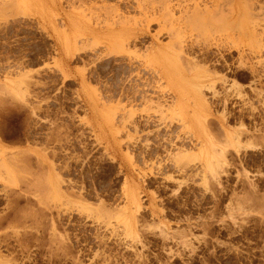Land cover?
Returning a JSON list of instances; mask_svg holds the SVG:
<instances>
[{
    "label": "rangeland",
    "instance_id": "obj_1",
    "mask_svg": "<svg viewBox=\"0 0 264 264\" xmlns=\"http://www.w3.org/2000/svg\"><path fill=\"white\" fill-rule=\"evenodd\" d=\"M193 1L0 0V264H264V0Z\"/></svg>",
    "mask_w": 264,
    "mask_h": 264
},
{
    "label": "bare ground",
    "instance_id": "obj_2",
    "mask_svg": "<svg viewBox=\"0 0 264 264\" xmlns=\"http://www.w3.org/2000/svg\"><path fill=\"white\" fill-rule=\"evenodd\" d=\"M79 1H80V0H79ZM145 1H146V0H145ZM162 1H163V2H161V3H164V4H165V2H166L167 0H166L165 2H164V0H162ZM192 1H193V0H192ZM215 1H216V0H215ZM224 1H225V0H224ZM230 1H231V0H230ZM193 2H194V1H193ZM3 3H4V2H3ZM170 3H171V2H170ZM229 3H230V2H229ZM261 3H262V2H261ZM171 4H172V3H171ZM221 4H222V3H221ZM221 4H220V5H221ZM218 5H219V4H218ZM218 5H215V3H212V5H211L210 7H213V10H210V9H208V6H206V4H205V6H203V7H206L205 9H204L203 7H200V8H203V11H202V12H199V11H200V9H199V6H200V5L198 6V4H197V7H196V6H193V7H194V10H195V11H198V12H199V14H200L199 17H201L202 19L204 18V19L207 20V18H208V20H209V19L211 20V19H213V18L215 17V14H216V12H217L218 10H219L218 12H220V13H221V11H222V8H221L220 6H218ZM161 6H162V9L164 10V12L167 10L166 12H167L168 14H170V12L172 11V10H171L172 7L169 5V2L166 3V4L164 5L165 7L163 6V4H162ZM172 6H173V5H172ZM181 6H182V5H181V2H180V3H177V7H178V8L182 9L183 7H181ZM201 6H202V5H201ZM163 7L166 8V9H164ZM174 7H175V6H174ZM188 7H189V6H188ZM188 7H186L185 9L187 10ZM195 7L198 8V10H197ZM219 7H220V9H219ZM230 7H231V4H230ZM258 7H259V6H258ZM261 7H262V6H260V8H261ZM178 8H177V9H178ZM162 9H161V10H162ZM180 9H179V10H180ZM188 9H189V8H188ZM250 9H251V8H250ZM263 9H264V8H263ZM150 10H151V9H150ZM161 10H160V11H161ZM163 10H162V11H163ZM183 10H184V8L182 9V11H183ZM214 10H215V11H214ZM226 10H227V9H226ZM228 10H229V9H228ZM213 11H214V12H213ZM256 11H257V10H256ZM166 12H165V13H166ZM184 12H185V10H184ZM222 12H223V11H222ZM225 12H226V11H225ZM237 12H238V10L236 9V7L231 8L230 11H229V13H231V17H232L233 15L236 17L235 14H236ZM167 13H166L165 15H168ZM193 13H195V14H196V17H197V14H198V13H197V12H193ZM193 13H192V14L189 13L190 15L187 14V15L189 16V18H187V20H190V17H192V16H194V17H193L194 20L196 19V18H195V14H193ZM214 13H215V14H214ZM220 13H218V14L221 16ZM250 13H251V12H250ZM180 14H182V13H180ZM222 14H223V13H222ZM227 14H228V12H227ZM251 14H252V13H251ZM165 15H164V16H165ZM171 15H172V16H171ZM171 15H170L171 17H170L169 15H168V16H169V18L172 19V17H174V16H173L172 13H171ZM185 15H186V14H185ZM212 15H213V17H212ZM253 15H254V14H253ZM181 16H182V15H181ZM227 16H228V15H227ZM186 17H187V16H186ZM222 17H223V16H222ZM118 18H119V17H118ZM164 18H166V17H164ZM167 18H168V17H167ZM169 18L167 19V20H168L167 22L172 21V22L174 23V22L177 21V20H176V21H173V20H175L176 18H175V19H172V20L169 19ZM178 18H179V16H178ZM181 18H182V17H181ZM183 18H185V16H184ZM257 18H258V17H257ZM259 18H260V17H259ZM185 19H186V18H185ZM164 20L166 21V19H164ZM169 20H170V21H169ZM182 20H183V19H182ZM191 20H192V18H191ZM197 20H198V18L196 19V21H197ZM199 20H200V19H199ZM162 21H163V20H162ZM178 21H179V20H178ZM185 21H186V20H185ZM196 21H195V22H196ZM201 21H202V20H201ZM73 22H74V21L70 18V19H69V23L71 24L72 27L75 26V24H73ZM123 22H124V21H123ZM172 22H170V24H171ZM188 22H189V21H188ZM253 22H254V21H253ZM256 22H257V21H256ZM256 22H254V23H256ZM95 23H96V22H95ZM165 23H166V22H165ZM189 23H190V22H189ZM191 23H192V22H191ZM168 24H169V23H168ZM187 24H188V23H187ZM184 25H185V24H184ZM162 26H163V25H162ZM174 27H176V26H174ZM74 28H75V27H74ZM169 28H170V26H169ZM170 29H172L171 31H173V28H170ZM182 29H183V28H182ZM174 30H175V28H174ZM173 32H174V31H173ZM171 33H172V32H171ZM174 33H176V35H177V32H176V31H175ZM172 34H173V33H172ZM173 36H175V34H174ZM173 36H172V37H173ZM177 36H178V35H177ZM179 39H180V38H179ZM181 40H182V39H181ZM178 41H180V40H178ZM184 42H186V41H184ZM177 43H178V42H177ZM182 43H183V42H182ZM182 43H180V44H182ZM68 44H69V43H68ZM172 45H173V44H172ZM175 45H176V43H175ZM175 45H174V46H175ZM181 46H182V45H181ZM181 46H180V47H181ZM171 47H172V46H171ZM177 47H178V46H177ZM177 47H176V48H177ZM172 48H173V47H172ZM182 48H183V47H181V50H180V51H182ZM178 50H179V47H178ZM175 53H176V52H175ZM180 54H181V53H180ZM176 55L179 56L178 53H177ZM179 57H180V56H179ZM190 60H191V59H190ZM193 60H194V59H193ZM197 64H198V63H197ZM241 64H242V63H241ZM257 64H259V63H257ZM187 65H188V64H187ZM195 65H196V64H195ZM241 66H242V65H241ZM258 66H259V65H258ZM195 69H196V68H195ZM249 69H250V68H249ZM255 69H256V68H255ZM251 72H252V71H251ZM253 72H256V71H253ZM256 73H257V72H256ZM258 73H259V72H258ZM262 73H264V72H262ZM217 74H219V73H217ZM250 74H251V73H250ZM253 74H255V73H253ZM251 75H252V74H251ZM239 76H240V75H239ZM165 77H166L167 81L170 83V85L173 86V88H174V90H175V92H176V95H177V102H176V103H177L178 107L182 108V107H181V104H180V103H182V100H181V99H178V98H179V96L182 95L183 92H184V91H183V87L181 86V84H179L178 82H176L175 77H174L169 71H167V70H165ZM257 77L259 78L260 76H257ZM261 77H262V76H261ZM243 78H244V77H243ZM220 79H221V78H220ZM256 79H257V78H256ZM253 80H254V79H253ZM258 80H259V79H258ZM220 81H221V80H220ZM210 82H211V81H210ZM210 82H209V83H210ZM251 82H252V81H251ZM251 82H250V83H251ZM213 83H214V82H212V84H208V85H211V86H212ZM222 83H225V82L223 81ZM252 83H253V82H252ZM254 83H255V81H254ZM254 83H253V84H254ZM233 84H234V83H233ZM235 84H236V83H235ZM239 86L241 87V85H239ZM239 86H238V87H239ZM235 87H237V85H236ZM240 87H239V88H240ZM252 87H254V86H252ZM208 88H209V86H208ZM210 88L213 90V87H210ZM216 90H217V89H216ZM216 90H215V92H217ZM260 90H262V89H260ZM213 91H214V90H213ZM215 92H214V93H215ZM259 92H260V91H259ZM237 95H238V94H237ZM238 96H239V95H238ZM213 97H214V96H213ZM241 97H242V96H241ZM262 98H263V97H262ZM178 100H179V101H178ZM179 102H180V103H179ZM204 117H205V116H204ZM205 119H206V118H205ZM126 122H127V121H126ZM242 127H243V126H242ZM242 132H243V131H242ZM229 134H230V133H229ZM227 135H228V134H227ZM227 135H226V136H227ZM251 144H252V143H251ZM247 145H248V144H247ZM251 146H252V145H251ZM236 149H237V148H236ZM219 150H220V149H219ZM220 152H221V151H220ZM222 153H223V152H222ZM222 158H223V157H222ZM130 204H134L135 206L139 205L136 195H134V194H131V195H130ZM137 207H138V206H137Z\"/></svg>",
    "mask_w": 264,
    "mask_h": 264
}]
</instances>
